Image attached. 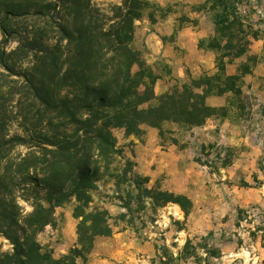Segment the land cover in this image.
<instances>
[{
  "label": "trees",
  "instance_id": "obj_1",
  "mask_svg": "<svg viewBox=\"0 0 264 264\" xmlns=\"http://www.w3.org/2000/svg\"><path fill=\"white\" fill-rule=\"evenodd\" d=\"M93 1L0 0V69L22 80L19 95L28 101L25 109L23 103L16 108L21 136H5L0 116V238L9 246L3 251L0 245V264H85L94 238L111 233L106 210L89 206L96 185L106 179L117 192L124 187V196L116 194V200L126 214L131 205L151 211L174 205L186 218L189 199L147 188L148 178L134 172L135 163L122 155L111 131L138 137L142 127H148L157 130L161 140L164 122L191 128L212 117L223 118L226 109L207 107L204 99L223 94L239 99L238 84L250 74L245 63L234 75L224 74L231 61L223 59L240 58L247 52L248 39L256 37L236 12L240 0H204L213 12L214 36L224 41L218 46L213 38L210 44L212 50L221 51L214 58L215 74H202L159 96L153 94L156 77L130 48L133 23L152 4L122 0L106 16ZM25 17L42 21L43 28L9 24ZM9 42L15 47L5 52L1 46ZM236 104L241 111L239 100ZM169 143L175 146L176 141ZM15 148L26 152L15 153ZM216 148L201 145L199 151ZM229 155L216 156L214 173L229 167ZM116 160L122 163L120 171L112 167ZM192 161L213 173L198 157ZM16 199L28 203L30 212L22 214ZM71 200L75 244L54 259L38 245L36 236L52 226L54 209ZM257 229L264 236V220ZM190 246L186 240L181 252ZM206 256L215 258L217 253L211 250Z\"/></svg>",
  "mask_w": 264,
  "mask_h": 264
},
{
  "label": "rangeland",
  "instance_id": "obj_2",
  "mask_svg": "<svg viewBox=\"0 0 264 264\" xmlns=\"http://www.w3.org/2000/svg\"><path fill=\"white\" fill-rule=\"evenodd\" d=\"M121 1L94 0L92 4L110 16V8ZM165 9L169 10V6ZM165 9L152 5L141 16L158 17ZM197 9L203 10L207 23H212L213 12L209 5L203 2ZM236 12L242 24L256 37L248 39L247 52L243 56L223 59L224 63L231 61L227 72L236 70L243 63L250 69V74L243 76L238 84L241 97L227 96L229 125L189 133L190 127L166 122V127L160 128L162 139H156L144 148L138 156L140 165L134 168L136 174L148 178L147 188L157 187L189 199L191 209L188 215L183 218L174 205L154 211L148 206L136 210L131 205L130 213L126 214L116 200V194L124 196V187L117 192L112 182L106 179L96 185L89 206L106 210L111 233L106 238H94L85 264H264V243L261 241L264 236L257 229L264 220V0H240ZM9 24L27 29L32 25L43 28L42 21L26 17L11 20ZM213 38L218 46L223 45L222 39ZM213 38L208 40L209 46ZM1 47L8 52L15 43L9 42ZM213 52L215 58L221 54V51ZM153 67L155 77L168 75L162 63ZM168 81L166 91L181 85L174 83L171 76ZM22 84L20 78L0 69V116L4 124L2 133L7 137L23 134L17 120L19 109H16L19 104L23 103V109L28 105V101L19 95ZM237 100L243 108L241 111L236 109ZM172 127L175 129L171 132ZM111 134L122 155L133 162V147L143 143L142 135L129 136L126 141L121 130H112ZM170 139L176 141L175 146L169 143ZM201 145H215L217 148L202 153L199 151ZM14 152L24 154L26 149L15 148ZM227 154H230L229 167L214 173L213 168L218 167L216 156L221 159ZM194 156L206 163L213 173L209 174L207 168L193 163ZM121 164L116 160L112 167L120 171ZM16 202L22 214L30 212L28 203L20 199ZM73 206L71 200L54 209V223L44 227L36 236L38 245L50 251L54 259L65 255L75 244ZM121 215L125 217L122 219ZM186 240L193 248L190 246L181 252ZM65 244H71L69 249L62 247ZM0 245L3 251L9 250L1 238ZM211 250L216 251L215 258L206 256ZM76 264L81 263L76 261Z\"/></svg>",
  "mask_w": 264,
  "mask_h": 264
},
{
  "label": "crops",
  "instance_id": "obj_3",
  "mask_svg": "<svg viewBox=\"0 0 264 264\" xmlns=\"http://www.w3.org/2000/svg\"><path fill=\"white\" fill-rule=\"evenodd\" d=\"M150 4L159 8H167L161 16H148L133 23V33L130 41V48L138 54V57L150 68L152 73L157 63H162L168 70V75H157L153 85V94L159 96L167 92L168 79L171 76L173 82L183 84L190 80H195L202 74L213 75L214 52L209 46L208 40L214 37L212 23L205 21L203 10L197 9L204 0H147ZM231 65H225V76L235 74V70L227 72ZM208 96L204 99L207 107L227 109V96ZM166 122L160 125L165 126ZM229 125L227 115L223 118L212 117L206 119L202 126L191 127L189 133L197 131L213 130L215 127ZM175 128H170L171 132ZM143 143H138L133 147V162L137 169L139 164L138 156L144 148L158 139L157 130L142 127ZM128 141L129 137H126ZM65 244L62 247H67Z\"/></svg>",
  "mask_w": 264,
  "mask_h": 264
}]
</instances>
